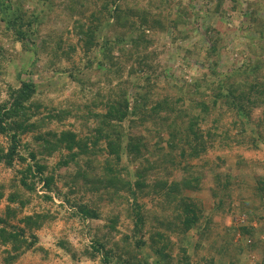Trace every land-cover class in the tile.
<instances>
[{"label": "trees", "instance_id": "trees-1", "mask_svg": "<svg viewBox=\"0 0 264 264\" xmlns=\"http://www.w3.org/2000/svg\"><path fill=\"white\" fill-rule=\"evenodd\" d=\"M150 1L149 7L136 10L124 7L118 0H104L102 8L114 19L113 25H120L123 31L115 39L105 38L103 44L98 42L102 11L94 10L90 22L74 19L71 32L77 41L68 43L63 49L64 54L76 51L78 45H82L87 53L100 45L103 50L97 60L99 65L110 68L109 72L119 78L125 73L127 60L131 59L127 71L134 77L120 80L115 87L109 86L105 91L91 90L89 100L83 103L85 109L74 103L48 106L39 99V86L32 74L25 76V69L17 71V85L6 84L5 98H2L4 88L0 83V164L14 168L10 181L0 182V204L5 203L0 210V264H20L31 251L49 254L40 244L38 231L57 219L58 211L44 207L28 212L36 197L53 203L55 197L59 198L60 207L80 222L79 232L90 235L80 248L59 238L57 245L74 262L195 264L189 253L187 234L191 230H207L212 213H207L203 202L186 191L199 189L208 172L212 171L211 161L204 156L209 148L224 149L234 144H250L257 148L264 143V133L260 129L264 127V115L256 127L249 126L254 122V110L258 107L264 110V65L262 58L256 55L233 70L231 75L220 72L217 66L223 37L221 30L209 25L206 32L210 34L212 44L205 47V57H217L210 64L211 74L215 77L206 79L203 76L192 82L185 80L184 87L171 76L168 83L172 90L178 89L175 95L171 91L167 94L155 91L153 87L159 85L160 76L149 73L155 54L151 50L155 42L153 33L157 29L173 33L172 28L178 29L192 13L180 1L175 10L171 8L175 16L169 11L170 15L164 17L162 11L153 12L152 8L161 9L169 2ZM230 1L232 6L237 2ZM14 2L0 0V21L5 24L0 39L6 37L26 47V40L35 37L42 21L35 8ZM112 4L114 7L110 6ZM256 18L252 13L249 21L255 22ZM56 41L57 50L53 51L58 55V50L63 47V36ZM47 46L44 40L45 51H48ZM117 49L118 62L111 54ZM4 61L0 44L1 74L6 73ZM144 85L148 92L142 90ZM129 86L141 89L133 101ZM191 86L193 90L187 92ZM156 92L158 100L150 103L149 95ZM70 116L82 120L87 133L81 134L83 129L76 130L75 123L68 121ZM55 122L56 128L52 126ZM146 122L156 123L154 131L158 140L153 148L146 137L136 134V128L144 127ZM162 141L165 146H161ZM54 156L57 159L50 164V158ZM218 157L221 163L225 162L223 155ZM17 163L22 165L21 168L15 167ZM176 169H180V176H173ZM212 175L222 189L232 183L230 174L223 176L225 180L221 172ZM40 182L43 183L42 193L37 192ZM257 192L260 194L258 201L242 203L241 209L250 218L254 217L256 208L264 209V176L258 178ZM146 195L155 202L153 208L139 201ZM218 195L215 192V196ZM110 203H117L118 207L131 205L133 213L129 212V216L134 223L131 232H119L120 210L110 215L104 212L103 208ZM219 203H223L222 198ZM152 211L154 215L149 220ZM100 218L107 220V232H98L99 228L94 231L92 222ZM240 229L252 236L255 234L251 226L244 225ZM117 235H120L119 239L115 238ZM176 245H179V252L174 249ZM257 245L255 241L247 247L236 246L241 253L252 251ZM205 264H215L214 256L206 258ZM256 264H264V256Z\"/></svg>", "mask_w": 264, "mask_h": 264}, {"label": "rangeland", "instance_id": "rangeland-1", "mask_svg": "<svg viewBox=\"0 0 264 264\" xmlns=\"http://www.w3.org/2000/svg\"><path fill=\"white\" fill-rule=\"evenodd\" d=\"M14 1L16 4L19 2L25 4L27 8H35L40 14L42 23L35 37L26 40V47L6 37L0 39L6 67V73H0V83L4 88L2 98L6 97V84H18L17 71L22 69H25L26 77L28 73L32 74L39 86V99L50 107H62L74 103L82 105L81 108L85 109L83 103L89 100L91 90L93 92L105 91L109 86L115 87L120 83V80L134 78L127 71L131 65V59L127 60L129 62L124 70L125 73L119 78H115L114 72H109L110 68L104 69L105 67L99 65L97 60L103 50L100 45L88 53L82 48V45H78L76 51H71L69 54L63 53V49L68 43L77 41L71 32L74 19L81 18L83 21L90 22L94 10L102 11L99 14L102 25L98 31V42L103 44L105 38L115 39L118 34L122 33L120 25H113L114 19L110 18L108 12L102 8L104 0H50L49 3L43 0ZM180 1L183 6L190 8L192 16H187L186 23H181L178 29L173 27V33L158 29L153 33L155 42L152 44L151 50H154L155 54L154 59L151 60L153 68L149 73L160 76L159 85L153 87L155 91L159 90L162 94L171 91L170 93L175 95L178 89L172 90L171 84L168 83V78L171 76H174L175 81L184 87L186 86L185 80L192 82L195 79L203 78V76L206 79L215 77L211 74L210 64L217 57H205L206 48L212 44L209 38L210 34L206 32L209 25L221 30L223 37L220 40L221 56H219L220 60L217 66L220 72L231 75L233 70L245 64L248 58H256V55L262 58L264 65V31H261L264 30V0H237L234 6L231 5L230 0H167L169 3H165L166 8L165 5H162L161 9L153 7L152 10L153 12L162 11L165 14L164 17L169 14V11L175 16V12L171 8L175 10L180 5ZM150 2V0H124V2L118 0V3L123 4L124 7L136 10L149 7ZM110 6L114 7L113 4ZM252 13L257 17L255 22L249 21ZM163 21L167 22L168 20L163 19ZM4 27L5 24L0 21V31ZM185 35L186 38H184ZM60 36H63V47L58 50L59 53L56 55L53 50H57L56 40ZM44 40L48 44V51L43 49ZM111 54L114 56L112 57L114 61H120L118 49ZM87 64L90 65L87 66ZM135 66H137L136 62ZM262 71L264 72V68ZM126 86L128 85L126 84ZM139 90L141 89L134 86L129 89L132 101ZM142 90L148 92V87L144 85ZM154 90L152 91L155 92ZM186 90L188 92L193 88L191 86ZM158 98L157 92L150 94L149 102L153 103ZM263 115V107L256 108L253 112L254 122L249 125L250 128L256 127V123ZM68 121L75 123L76 130L83 129L81 134L87 133L88 129H85L83 121L76 120V116H70ZM55 124L57 123L52 124L54 128H56ZM155 126L156 123L146 122L144 127L136 128V134H142L143 138L146 137L150 148H153L155 141L158 140L156 131H154ZM260 129L264 133V127ZM1 139L3 138L1 137ZM161 146H165L164 141ZM219 155L225 157L224 163L219 160ZM204 156L211 161L209 166L212 171L208 172L199 189L187 190L186 193L199 198L203 202L206 212L212 213V219L207 230L202 229L201 232L191 230L187 234L190 239L188 249L192 262L205 264L206 258L214 256L215 264H256L264 256V209L258 204L260 207L254 210V217L250 218L249 214L244 212L241 207L242 203L259 200L257 182L259 177L264 176V143H260L257 148L251 147L250 144L249 146L234 144L232 147L224 149L209 148ZM56 159L57 156L50 158V164H53ZM21 166L17 163L15 167L21 168ZM173 172V176L181 175L180 169ZM214 172H221L222 177L225 174H230L231 185L226 189L220 188L213 180ZM13 175V167L0 164V182L8 183ZM42 184L40 182L37 185L38 193L43 192ZM215 192L219 194L218 197L215 196ZM220 198L223 199L222 204L219 203ZM139 201L144 202L148 208H153L155 203L148 195L141 197ZM60 203L61 200L57 197H55V203L36 197L28 208V212H33L47 207L58 211V218L38 231L40 244L49 251V254L45 256L43 251L28 252L20 264H101L98 260L74 262L71 256L57 245L59 238H64L73 243L76 248H80L84 244L83 242L90 238L89 234L79 232L80 222L76 217H71V213L61 208ZM218 204L219 206H216ZM4 205V202L0 204V210L4 208ZM103 210L109 215L113 211L120 210L121 220L117 224L119 232H131L134 225L129 216V212L133 213L131 205L125 204V206L118 207L117 203H110L108 206L105 205ZM153 215V211L149 213V220ZM106 223L105 218L96 219L92 222V227L94 231L99 228L98 232H107ZM244 225L254 228L255 234L252 236L243 232L240 228ZM119 237L120 235H117L115 238L119 239ZM255 241L258 245L254 247V250L248 252L244 250L241 253L237 251V244L247 247L248 244ZM174 249L179 252V245H176Z\"/></svg>", "mask_w": 264, "mask_h": 264}]
</instances>
